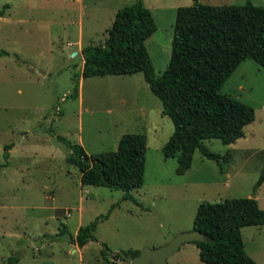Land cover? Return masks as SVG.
Here are the masks:
<instances>
[{
  "label": "rangeland",
  "instance_id": "374dc122",
  "mask_svg": "<svg viewBox=\"0 0 264 264\" xmlns=\"http://www.w3.org/2000/svg\"><path fill=\"white\" fill-rule=\"evenodd\" d=\"M139 1L154 20L155 31L144 45L159 76L169 59L175 10L192 2ZM197 1L209 6L248 1L264 7V0ZM134 2L0 0V51L7 53L0 55V264L10 255L18 257L16 264H104L101 255L97 258L102 246L109 253L139 251L189 232L202 201L252 198V185L264 168V69L251 59L240 62L220 88V94L253 109L254 119L243 129L248 140L227 145L202 141L212 153H229L222 173L226 167L234 174L224 185L216 164L198 151L183 175L174 173L176 156L164 158L160 151L171 122L140 73L78 78L77 97H70V76L80 70L81 48L101 45L114 12ZM123 134L146 139L143 183L130 191L138 206L121 200L120 190L80 186L77 170L65 162L68 148L56 140L79 144L91 155L115 150ZM8 144L12 147L4 159ZM260 194L264 197V186ZM259 208L264 210V201ZM102 216L91 245L76 247L71 242L76 228ZM260 228L240 229L243 249L254 264H264ZM166 264L205 263L189 242Z\"/></svg>",
  "mask_w": 264,
  "mask_h": 264
},
{
  "label": "trees",
  "instance_id": "16d2710c",
  "mask_svg": "<svg viewBox=\"0 0 264 264\" xmlns=\"http://www.w3.org/2000/svg\"><path fill=\"white\" fill-rule=\"evenodd\" d=\"M191 5L178 7L172 26L168 63L155 76L144 41L155 31L149 10L139 0L118 8L101 45L81 48V66L72 72L71 98L77 97L78 78L132 75L140 73L150 93L161 105V113L172 125V132L160 147L164 158L176 156L174 173L183 175L191 165L192 154L198 151L221 170L229 153L218 155L208 151L202 141L216 139L231 144L243 136V129L254 119L253 109L240 101L220 94V88L245 59L264 69V7L246 1L240 6H209L191 0ZM0 55H7L0 51ZM69 153L65 162L78 172L80 186L120 190L121 200L138 206L130 194L143 183L145 136L123 134L115 150L87 155L76 143L61 137ZM10 144L3 147L8 158ZM264 181V168L252 185V191ZM79 227L71 241L82 247L93 240L97 221ZM264 225V210L253 198H228L218 202L197 204L191 230L204 234L196 244L199 261L205 264H254L245 253L240 229ZM109 251L102 246L106 264ZM133 257L138 251L127 250ZM115 257H119L117 252ZM18 257L8 256L4 264H16Z\"/></svg>",
  "mask_w": 264,
  "mask_h": 264
},
{
  "label": "water",
  "instance_id": "95a60500",
  "mask_svg": "<svg viewBox=\"0 0 264 264\" xmlns=\"http://www.w3.org/2000/svg\"><path fill=\"white\" fill-rule=\"evenodd\" d=\"M205 240L204 234L190 230L189 232L175 235L163 246L157 248L144 247L133 257L126 256L121 251H117V253L128 264H166V259L174 254L183 243L203 242Z\"/></svg>",
  "mask_w": 264,
  "mask_h": 264
},
{
  "label": "crops",
  "instance_id": "0c3cea01",
  "mask_svg": "<svg viewBox=\"0 0 264 264\" xmlns=\"http://www.w3.org/2000/svg\"><path fill=\"white\" fill-rule=\"evenodd\" d=\"M247 136H249V135H247ZM245 137V138H244ZM242 139H244V141H247L248 140V138L244 135V133H243V136L241 137ZM225 167V166H224ZM225 169V171H224V173H222V168H221V170H219L218 168H217V173H219L220 175H219V178H220V180H221V182L223 183V185L224 184H226V181L225 180H228L230 177H231V175H233L234 173L232 172V173H228L227 172V170H226V167L224 168ZM222 174H224V175H222ZM224 179V180H223ZM218 179H215L214 181H213V183L214 182H216ZM201 183H203L202 181L201 182H199V181H193L192 182V184H201ZM264 186V181L256 188V190L255 191H252V194H253V196H252V198L256 201V203H257V205H258V207H260V200H262V201H264V197H262L261 196V194H260V190L262 189V187ZM79 227H81V226H79ZM79 227H77L76 229H78ZM256 227H261L260 228V230H264V225H262V226H256ZM263 227V228H262ZM76 232V231H75ZM75 232H74V235H75ZM72 242V241H71ZM75 244V243H74ZM90 244V241H88L85 245H83L82 247H80V249H85V248H87V246ZM91 245V244H90ZM75 246H76V244H75ZM77 247V246H76ZM20 250V249H19ZM76 250H74V252H75ZM99 255H101L100 254V251H99V253H98V257L97 258H99ZM97 261H98V259H94V262H96L97 263ZM104 264H106L105 262H104Z\"/></svg>",
  "mask_w": 264,
  "mask_h": 264
},
{
  "label": "built area",
  "instance_id": "2783aa9c",
  "mask_svg": "<svg viewBox=\"0 0 264 264\" xmlns=\"http://www.w3.org/2000/svg\"><path fill=\"white\" fill-rule=\"evenodd\" d=\"M114 253H108V261L113 264H121L122 260L119 257H115Z\"/></svg>",
  "mask_w": 264,
  "mask_h": 264
}]
</instances>
